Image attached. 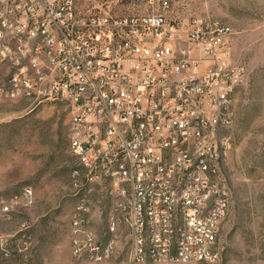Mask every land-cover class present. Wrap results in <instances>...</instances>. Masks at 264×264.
<instances>
[{
	"label": "built area",
	"instance_id": "obj_1",
	"mask_svg": "<svg viewBox=\"0 0 264 264\" xmlns=\"http://www.w3.org/2000/svg\"><path fill=\"white\" fill-rule=\"evenodd\" d=\"M127 1L134 12L114 15L77 0H0V97L68 105L74 257L115 253L116 236L102 242L90 227L106 191L110 229H129L133 262H214L232 198L223 168L234 95L247 76L235 32L215 17H173L169 0ZM36 202L29 185L0 196V218Z\"/></svg>",
	"mask_w": 264,
	"mask_h": 264
},
{
	"label": "rangeland",
	"instance_id": "obj_2",
	"mask_svg": "<svg viewBox=\"0 0 264 264\" xmlns=\"http://www.w3.org/2000/svg\"><path fill=\"white\" fill-rule=\"evenodd\" d=\"M155 0L154 3H160ZM171 16L222 19L233 27L235 59L247 71L234 95L233 148L223 168L231 205L220 226L214 262L187 264H264V0H169ZM127 0H77L83 11L130 14ZM70 112L63 102L36 104L0 97V196L32 186L35 206L12 219L0 218V264H183L136 263L124 225L111 231V199L95 197L90 227L98 240L116 236L117 247L105 262L72 254V213L77 199L71 172L78 165L70 148Z\"/></svg>",
	"mask_w": 264,
	"mask_h": 264
}]
</instances>
